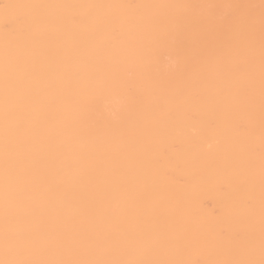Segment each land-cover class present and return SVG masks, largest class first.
I'll return each instance as SVG.
<instances>
[{"label": "bare ground", "instance_id": "obj_1", "mask_svg": "<svg viewBox=\"0 0 264 264\" xmlns=\"http://www.w3.org/2000/svg\"><path fill=\"white\" fill-rule=\"evenodd\" d=\"M262 235L264 0H0V261L260 264Z\"/></svg>", "mask_w": 264, "mask_h": 264}, {"label": "snow or ice", "instance_id": "obj_2", "mask_svg": "<svg viewBox=\"0 0 264 264\" xmlns=\"http://www.w3.org/2000/svg\"><path fill=\"white\" fill-rule=\"evenodd\" d=\"M25 7H41V5H27ZM7 162V161H6ZM5 243L9 244L10 240L8 238L7 232L5 233ZM262 252H264V235H262ZM0 264H168V262L162 261H0ZM232 264H254L253 261H237L232 262ZM260 264H264V259L260 261Z\"/></svg>", "mask_w": 264, "mask_h": 264}, {"label": "clouds", "instance_id": "obj_3", "mask_svg": "<svg viewBox=\"0 0 264 264\" xmlns=\"http://www.w3.org/2000/svg\"><path fill=\"white\" fill-rule=\"evenodd\" d=\"M119 105H120L119 100L114 101L112 106L106 109L107 115H109L113 119L117 118L119 113Z\"/></svg>", "mask_w": 264, "mask_h": 264}]
</instances>
